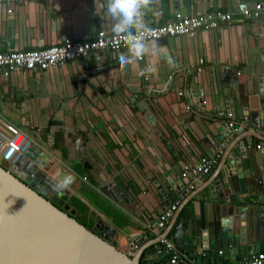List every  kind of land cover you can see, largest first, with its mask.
<instances>
[{"label": "crops", "instance_id": "0c3cea01", "mask_svg": "<svg viewBox=\"0 0 264 264\" xmlns=\"http://www.w3.org/2000/svg\"><path fill=\"white\" fill-rule=\"evenodd\" d=\"M243 1L252 7L264 2L152 0L142 9V22L158 26L178 14L228 11ZM112 24L96 12V0H0V49L88 40L100 31L113 33ZM155 41L173 63L145 55L122 69L124 47L44 70L0 69V139L23 132L46 154L42 162L50 176L60 183L73 174L65 191L77 216L92 227L103 219L123 246L141 249L182 233L183 241L191 233L194 252L176 248L184 264H244L264 251V119L253 115L264 102V17L236 15L195 36ZM197 95L199 110L191 106ZM222 120H233L239 132L228 146L218 141ZM237 140L244 144L238 162L226 156ZM203 159L211 163L208 174L183 177L185 165ZM221 168L229 173L228 186L216 185ZM179 191L188 193L166 227L156 238L142 239ZM223 221L237 238L217 237ZM135 236L139 242L131 241Z\"/></svg>", "mask_w": 264, "mask_h": 264}, {"label": "water", "instance_id": "95a60500", "mask_svg": "<svg viewBox=\"0 0 264 264\" xmlns=\"http://www.w3.org/2000/svg\"><path fill=\"white\" fill-rule=\"evenodd\" d=\"M257 113L264 119V102L253 115ZM228 124L229 121L222 120L218 128V141L227 146L239 133ZM239 142L237 140L226 155L236 158V162L244 153V144ZM2 144L0 139V150ZM45 157L46 154L33 145L13 165L4 164L0 158V264H172L171 254L162 241L166 236L151 246L141 249L132 246L124 250L116 238V230L103 219L91 228L80 221L78 210L68 201L69 193L59 188V182L47 173L49 165L42 162ZM225 174L221 168L222 180L216 185L222 181L228 186ZM50 192L55 193L56 199L47 197ZM261 214L264 220V204ZM160 231L148 229L140 236L144 240L156 238ZM182 235L172 240L176 248L181 252H194L193 234L186 235L183 241ZM233 236L238 237L223 221L217 237L228 242ZM131 241L139 242L137 236Z\"/></svg>", "mask_w": 264, "mask_h": 264}, {"label": "built area", "instance_id": "2783aa9c", "mask_svg": "<svg viewBox=\"0 0 264 264\" xmlns=\"http://www.w3.org/2000/svg\"><path fill=\"white\" fill-rule=\"evenodd\" d=\"M236 15L249 16L256 19L264 17V2H258L252 7L247 2L243 1L240 2L236 9L233 10L225 11L219 9L195 16H183L178 14L175 19H171L161 25L147 27V29H150L148 39L157 40L179 35L195 36L201 29H216L223 24L233 22ZM135 31L136 30L133 32L135 33ZM124 47H126L125 42L120 35L100 31L92 39L78 40L74 38H66L59 44L37 48L34 50L23 51L17 49H0V69L5 68L8 70L22 71H33L36 69L44 70L63 64L70 59L86 58L91 55H95L99 59V52L102 50L116 52ZM203 63L204 60L200 59V65L197 67V71L200 72L203 70V67L201 66ZM240 74L241 73L238 72V75ZM146 76H148V74H146ZM230 77L232 81H234L232 73L230 74ZM180 93L182 94L183 92L181 91ZM191 106L193 109L199 110L201 102L195 100L192 102ZM227 116L229 118L234 117V111L231 108L228 110ZM228 125L230 128H235L233 120H229ZM1 141L3 144L1 145L0 158L6 165L15 164L20 157L25 154L27 149L30 146H33V142L30 138L18 130H16L9 139ZM210 170V161L208 159H203V162L198 166L193 167L185 165L183 177H188L190 172L199 177L200 175L208 174ZM190 188H194L192 183L187 190H190ZM187 193L180 192V197L176 201L167 205L164 212L155 220L150 222L148 229L161 230L165 228L168 220L173 216L175 211L179 209L181 202L185 199ZM162 241L166 244V247L171 254L170 262L172 264H180L183 262L184 259L177 251L173 241L167 237L163 238ZM220 252L223 253L222 251ZM244 264H264V251H261L255 257L246 260Z\"/></svg>", "mask_w": 264, "mask_h": 264}, {"label": "clouds", "instance_id": "9594fccd", "mask_svg": "<svg viewBox=\"0 0 264 264\" xmlns=\"http://www.w3.org/2000/svg\"><path fill=\"white\" fill-rule=\"evenodd\" d=\"M150 3L152 0H96V12L111 18L112 32L122 37L128 49L127 53H121L118 57V63L122 69L136 64L145 55L163 57L168 63H173L165 47L155 40L148 39L150 29H147L142 22V9L147 8ZM133 29L136 30L135 33ZM74 180L73 174H67L58 187L66 189Z\"/></svg>", "mask_w": 264, "mask_h": 264}, {"label": "trees", "instance_id": "16d2710c", "mask_svg": "<svg viewBox=\"0 0 264 264\" xmlns=\"http://www.w3.org/2000/svg\"><path fill=\"white\" fill-rule=\"evenodd\" d=\"M77 217H78V219H79L80 221H82L86 226H88V227H90V228L92 227V224H91L90 222H87V221L84 222V221L81 219V217H80L79 215H78Z\"/></svg>", "mask_w": 264, "mask_h": 264}, {"label": "rangeland", "instance_id": "374dc122", "mask_svg": "<svg viewBox=\"0 0 264 264\" xmlns=\"http://www.w3.org/2000/svg\"><path fill=\"white\" fill-rule=\"evenodd\" d=\"M51 197H53L54 199H56L57 196L56 195L54 196V194H53V195H51ZM123 248H124V250H127L128 245H124Z\"/></svg>", "mask_w": 264, "mask_h": 264}, {"label": "flooded vegetation", "instance_id": "af4514ba", "mask_svg": "<svg viewBox=\"0 0 264 264\" xmlns=\"http://www.w3.org/2000/svg\"><path fill=\"white\" fill-rule=\"evenodd\" d=\"M47 197H48L49 199H51V200H54V198L51 197L49 194L47 195Z\"/></svg>", "mask_w": 264, "mask_h": 264}]
</instances>
